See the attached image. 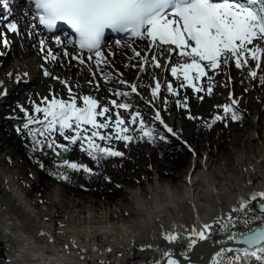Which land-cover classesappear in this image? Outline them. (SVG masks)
Instances as JSON below:
<instances>
[{"label": "snow or ice", "instance_id": "obj_1", "mask_svg": "<svg viewBox=\"0 0 264 264\" xmlns=\"http://www.w3.org/2000/svg\"><path fill=\"white\" fill-rule=\"evenodd\" d=\"M13 2L14 0H0V21L7 22L4 25L7 33L18 35L19 23L11 19ZM30 2L35 6L33 23L29 26L30 34H36L38 27L52 33L51 42L63 50L64 57L70 56L71 60L88 68L92 75L88 84L94 85L97 91L100 90V81L104 83L115 81L117 85L108 89L109 96L116 98L102 103L93 95L76 93L68 81L53 77L65 86L68 92L67 98L50 93L51 98L45 96L38 104L33 102L31 112L19 106L25 116L23 130H26L31 138L33 152L40 151L44 154V149H48L60 157L69 152L71 146L79 144L80 150L99 164L104 159L125 156L124 152L114 147L113 141L124 142L127 146L145 140L155 142L157 138L160 141L165 140L164 135H160L154 126L145 122L140 111H133V105L124 102L133 95L140 97L138 89L142 86L122 78L123 73L115 69L109 59L113 55L110 48L107 55L105 54V48L108 47L105 40L107 31L129 38L131 43L116 39L114 44L117 48H131L134 53L132 59L140 60L141 72H144L146 67H153L163 68L170 73L178 83V87H173L171 81L165 82L166 91L171 96L179 97L181 89H191L199 101H203L205 95L210 97L215 82L208 73H217L222 65L228 66L230 62L234 63L237 69L249 67L250 62H255L254 67H249L248 74L253 80L258 78L260 84L264 85V74L258 76L264 61V0H246V2L241 0H30ZM59 24L68 26L75 33L76 39L66 38V34L65 37L56 35ZM137 40L147 41V48L138 51L132 47ZM48 44V38L40 39V51L45 53L43 57L45 63L55 62L59 56ZM0 45L5 49L11 46V41L4 32H0ZM68 45H72L75 49L74 54L68 52ZM4 55L6 53L0 51V56ZM161 58H164L163 65L160 62ZM41 67L44 76H52L47 68L43 65ZM107 68H112V71H106ZM98 75L99 80H97ZM8 76L19 83L28 76V73L13 75L9 72ZM153 80L155 85L151 87V96L155 101L160 97L162 84L155 76ZM121 88L129 90H121ZM7 94L4 81H0V96ZM228 99L229 103L215 106L222 111L209 120L191 114L187 96L183 100L177 99L176 105L188 111L187 119L202 120L203 125L211 129L217 122H225L227 126L228 120L240 122L244 119L239 108L240 98L230 92ZM167 104L168 101L165 99V110ZM151 106L155 107L154 103ZM120 110L129 113L127 120L121 115ZM154 119L163 125L167 133L175 135L173 129L162 119L159 109H156ZM136 132L140 133L138 137L135 135ZM57 136L67 143H60ZM39 166L42 169L45 167L42 163ZM69 172L87 174L89 178L98 175L94 169L67 159L56 163L54 170L49 174L57 180L70 183L72 177ZM248 183L251 184V180ZM253 208L258 209V214L249 217ZM254 221H258V224L249 228L248 225ZM239 224H243L247 230H236ZM60 227L63 228L64 225ZM181 227L187 232L184 237L185 251L181 255L189 264H192L194 259L190 254L194 253L202 242L210 240L215 232L227 235V241L224 243L231 242L243 246L221 248L216 253V264H241L247 257H259L264 261V190L253 191L248 197H238L236 205L211 222H201L197 214L191 227L184 225ZM40 235L52 239L48 233L41 232ZM161 237L168 243L181 238L180 234L175 232L174 226L172 229L162 231ZM71 243L76 246L75 240ZM64 247L67 248L68 245L65 244ZM93 250L96 251L95 248ZM141 250L146 249L142 246ZM111 251V248L104 250V252ZM228 253L233 254L232 258H228ZM165 255L167 264H180L179 260L172 258V253L166 252Z\"/></svg>", "mask_w": 264, "mask_h": 264}, {"label": "bare ground", "instance_id": "obj_2", "mask_svg": "<svg viewBox=\"0 0 264 264\" xmlns=\"http://www.w3.org/2000/svg\"><path fill=\"white\" fill-rule=\"evenodd\" d=\"M20 2L24 4L26 10L22 11L16 8L15 4ZM12 9L11 19L19 23L20 33L18 35L7 33L4 26L6 21L0 25V32L6 33L11 41L9 49L0 45V51L6 53L0 66V81H4L8 90L6 96H0V106L7 98H13L17 95H22L24 98L38 97L43 86H48L49 80L53 79L51 76L43 75L41 65L47 68L52 76L59 77L60 80L66 79L71 86L73 85V90L78 94L85 91L87 94L98 97L102 103H107L108 99H113V96H109L108 89L117 86L115 81L110 83L100 81V90L97 91L94 85L88 84L92 75L87 67L71 60L70 56L64 57L63 50L51 42V37H39L41 31L38 28L36 34H30L29 26L33 23L34 11L30 8L29 0H14ZM42 38L49 39L48 46L53 48L59 56L57 61L45 63L43 58L45 53L40 51L39 45V40ZM114 41H111L112 43L108 46V49L110 48L113 53L109 59L114 68L123 73V79L142 86L138 89L140 96L148 95V86L143 83L148 81L147 76H151V80L153 79L156 68L146 67V70L141 72L139 70L140 62L134 63L132 57H129L130 61L127 58L128 53H133L131 48H117ZM129 42L131 43V41ZM132 47L138 51L146 49L147 41L143 45ZM67 50L70 54L75 52L72 45H68ZM114 54L124 55L125 60L122 61L125 64L124 68H120L121 64L118 61L121 59L115 57ZM173 59L175 61V56ZM133 65H136V68ZM71 69L73 71H70ZM106 71H112V68H107ZM9 72H12L13 75L27 72L28 76L22 82L16 83L13 78L8 76ZM99 79L98 75L97 80ZM58 81L54 84L56 85ZM166 81V79L161 81V93L165 92ZM76 84L79 87H76ZM131 98L134 102L131 103L127 99V103L132 104L133 107L145 102L135 95ZM172 123L175 126L174 122ZM249 140L253 141L255 137L252 135ZM258 150L255 151L248 147L243 151L239 150V153L235 155L237 157L236 168L232 170H229V160L234 153L229 154V159L218 171H211L206 159L201 161L202 164L193 160L183 177L174 184L162 183L156 177L152 184H147L145 194H142V190L139 189L132 190L133 209L136 215L130 222L122 225H110L103 221L98 226H92V219L89 216L85 221L74 222L72 225L61 229L57 235L54 234L55 239L51 240L48 236H42L40 233L44 232L52 236V226L41 220L35 213L34 207L28 203L23 189L18 184V178L10 173L6 164L0 162V264H88L85 258L91 257L94 260L105 257L104 248L96 249L95 246V234L100 233L107 239V248L113 250L120 245L130 247L132 242L139 241L143 258L157 257L156 261L142 264H161L162 262L167 264L166 252L185 250L186 240L184 237L187 232L181 225L191 227L197 214L201 222H211L215 217L221 213H227L236 205L238 197H248L253 191L264 190V170L260 169V163H264V149ZM199 164L201 167H198ZM255 176L260 177V180L253 184L252 179ZM249 180H251V184L248 183ZM173 226L181 238L173 243H168L162 239L161 233L172 229ZM215 234L216 232L212 234L214 238ZM218 234L222 235L221 239H216L218 242L227 240L225 233L218 232ZM72 240L76 242L75 247L71 243ZM65 244L68 245L67 248L64 247ZM149 245L152 247L148 248ZM142 246L146 250H141ZM77 248H80V251L86 250L83 251L84 257L77 251ZM94 248L96 251L93 250ZM90 253L92 254L89 256ZM216 259L215 254L211 264H216ZM92 264L98 263L93 261ZM241 264H264V261L259 257H247Z\"/></svg>", "mask_w": 264, "mask_h": 264}, {"label": "rangeland", "instance_id": "obj_3", "mask_svg": "<svg viewBox=\"0 0 264 264\" xmlns=\"http://www.w3.org/2000/svg\"><path fill=\"white\" fill-rule=\"evenodd\" d=\"M15 5L17 6H15L16 8H19L18 10H26V7H24V4L21 2ZM4 22L5 21H0V25ZM43 36L45 35L41 33L39 37ZM124 40L126 39H123V41ZM127 42L130 43L129 41ZM144 42L145 41L137 40L132 46L143 45ZM110 43L112 42L108 41L106 45L109 46ZM107 49L108 47L105 48V54H107ZM128 54L129 56L127 58L129 60V57H133L134 53ZM5 56L6 55L0 56V66ZM114 56L120 57L121 61H118L121 64L120 68H124L125 64L122 62L125 60L124 55L114 54ZM132 60L134 63L140 62L139 58ZM160 62L163 65L164 58H161ZM262 64L258 76L264 74V61H262ZM254 66L255 62H250L249 67ZM249 67L237 69L234 63L232 64V62H230L228 66L222 65V67L217 70L218 74L209 72L208 75L212 76L214 79L215 88L210 97L207 95L204 96L203 101H199L192 93L191 89H181L179 97L169 95L165 89V92L161 93L160 97L153 101L150 93L151 87L155 85V81L153 79L151 80V76H147L149 79L143 84L148 86L149 94L140 96L145 102L136 104V106L133 107V111L138 110L142 113L143 117L153 121L154 111L156 109L160 110L165 123L170 126L175 133L174 136L170 137L174 142L173 149L179 154V162L176 163L175 166L171 165L170 162L160 159L157 152L149 145H142L139 142H133L125 146L124 142L113 141L114 147L124 152L125 156L123 158L104 159L99 164L90 160L87 154L83 153L79 147L72 149V158L77 159L81 164L99 172L104 183L109 187H113L114 193L111 199L93 197L78 191H66L61 186L49 182H45L40 188L36 184L37 178L34 171L17 155L11 154L2 140H0V162L6 164L10 173L18 178V184L20 188L23 189L22 191L28 203L34 207L35 213L41 220L46 221L52 226V239H55L54 234L57 235L61 229L72 225L74 222L85 221L89 216H91L92 219V226H98L103 221L110 225L126 224L133 220L136 215L133 209L132 190L139 189L140 191L142 190V194H145L147 184H152L156 177H158L162 183L169 182L170 184H174L183 177L187 167L193 160L203 162V160L206 159L211 167L210 170L218 171L229 159V154L234 153L229 160V170H232L236 168L235 161L237 157L235 155L239 153V150L243 151L247 147L255 151L264 149V85L260 84L258 78L253 80L249 76ZM155 70L156 72L153 73V76H156L155 78L160 82L166 79L173 83V87H178V83L168 71L163 68ZM70 71H73V69ZM67 72H69V70H67ZM51 77L53 78L55 76ZM56 81L57 80L54 78L49 80L48 86H43L38 97L24 98L22 95H17L13 98H7L0 106V125L2 119L13 117L17 119L20 117L21 111L19 106H23L28 111H31L33 102L38 104L42 97L49 96L50 93H56L63 98H67V89L60 80L55 85L54 82ZM121 90L129 89L121 88ZM230 92L233 93L235 97L240 98L239 108L246 117L244 123L237 124L236 122L228 120L227 126H225V122H217L209 129L203 125L202 120L187 119L188 111L176 105L177 99L183 100L184 97L187 96L191 114L193 116L203 117V120H209L211 116L222 111L216 108V105H223L230 102L228 99ZM80 94L87 93L81 91ZM49 98L51 97L49 96ZM96 98L99 99L98 97ZM115 98L116 97L113 96V99ZM165 99L168 101L166 110L164 105ZM132 100V98L130 100L128 99V101L133 103L134 100ZM124 102H127V100ZM153 103L155 107L151 106ZM120 111L122 116H125V120H127L129 118V113L123 112L122 110ZM172 122H174L176 127L173 126ZM157 126L161 128L160 124H157ZM138 134L139 132L135 133L136 136H138ZM252 135L255 137V140L250 141L249 137ZM58 141L62 143V139ZM241 147L244 148L240 149ZM201 164H199L198 167H201ZM179 165L180 169L174 171L175 167L177 168ZM260 169L264 170V163H260ZM105 177L108 179L105 180ZM259 180L260 177L255 176L252 179V183H258ZM101 186L102 184L98 185V187ZM233 215H236V213H233ZM60 225H64V227L61 228ZM241 227L242 226H239V228ZM95 235L97 236V234ZM215 238L221 239L222 235L216 232ZM101 239L102 237L96 238V249L102 247L107 249L106 244H103ZM130 246V252L126 250L128 248L125 247V245L120 246L117 252L118 256L124 255L127 259V263L142 264L157 260L156 256L143 258V256L140 255L139 241H134ZM77 251L80 252L82 257L85 256V253L80 251V248H77ZM91 254L92 253L88 255L90 256ZM232 255V253H229L228 258H232ZM109 257L110 256H106V259H109ZM111 257L114 258L115 255L111 254ZM87 260L91 263V257L87 258ZM106 262L112 264L109 260Z\"/></svg>", "mask_w": 264, "mask_h": 264}, {"label": "trees", "instance_id": "obj_4", "mask_svg": "<svg viewBox=\"0 0 264 264\" xmlns=\"http://www.w3.org/2000/svg\"><path fill=\"white\" fill-rule=\"evenodd\" d=\"M143 119L150 126H154L155 129L160 133V135H164L165 140L160 141L157 138L155 142H147L145 140L139 141V143L142 145H149L157 152L160 159H162L163 161H168L171 163V165L175 166V164L179 162V154L176 150L173 149L174 142L164 131H162V129L157 127V125L153 121L145 117H143ZM245 121L246 117L244 116V119L242 121L236 123L241 124ZM24 122L25 116L23 112H20V117L17 120L2 119V123L0 125V140L3 141L11 154L17 155L30 169L34 171L37 178V186L41 188L45 182H49L51 184H57L61 186L66 191H78L83 194H89L93 197L96 196L102 199H111L114 193L113 187H109L104 183V180L102 179L99 172L95 171L96 173H98V175L92 176L91 178H89L87 174L69 172V175H71L72 177L70 183L64 182L62 180H57L53 175H50V171L54 170V165L63 159L80 163V161H78L77 159L72 158L71 155V150L78 148L79 144L71 146V150L67 153H64L60 157L54 155L51 150L48 149H44V154H42L40 151L33 152L31 150V138L28 136L26 130H23ZM18 128L21 130L17 131ZM139 135L140 133L138 134V136ZM60 139L62 138L57 136V140ZM62 143L67 142L62 139ZM40 163L45 166L43 169L39 166ZM177 169H180V165L177 168L175 167L174 171H176ZM100 184H102V186L98 187V185Z\"/></svg>", "mask_w": 264, "mask_h": 264}, {"label": "water", "instance_id": "obj_5", "mask_svg": "<svg viewBox=\"0 0 264 264\" xmlns=\"http://www.w3.org/2000/svg\"><path fill=\"white\" fill-rule=\"evenodd\" d=\"M251 213L255 216L256 214H258V209L253 208V211ZM257 224H258V222L253 223L249 226V228L255 227ZM246 230H247V228L242 229V230H238V231H246ZM226 241H224V242H226ZM224 242H218L216 240V238H214L213 236H211L210 240H208L206 242H202L198 246L196 251L194 253L190 254V256L194 257V259L192 260V264H211V261H212L214 255L223 247H232V248L243 247L242 245L233 244L231 242H227V243H224ZM184 251H182V252H184ZM182 252H177V251L173 250L171 252L172 258L179 260L180 264H189L188 261H185L183 259V256L181 255ZM164 263L165 262H162L161 264H164Z\"/></svg>", "mask_w": 264, "mask_h": 264}, {"label": "built area", "instance_id": "obj_6", "mask_svg": "<svg viewBox=\"0 0 264 264\" xmlns=\"http://www.w3.org/2000/svg\"><path fill=\"white\" fill-rule=\"evenodd\" d=\"M99 237H102L103 240L101 239V242L103 244H106V240L107 239L101 233L97 234V236L95 235V237H94L95 243H96V238H99ZM120 246H123V245H120ZM120 246L115 247L111 252H104L105 253V257L103 259H97L96 258V259L93 260L91 258V263L90 264H92L93 261H95L98 264H101V261L103 262V264H108V262H106L107 260L111 261L110 263H112V264H117V262H119V264H133L132 262L127 263V259L124 257V255H121V256L117 255V252L119 251V247ZM125 247H127L128 249H126V250H128L130 252L131 248L126 246V245H125ZM102 248H104V247H102ZM104 250H105V248H104ZM111 254H114L115 257L114 258L111 257ZM106 256H110L109 259H106Z\"/></svg>", "mask_w": 264, "mask_h": 264}]
</instances>
